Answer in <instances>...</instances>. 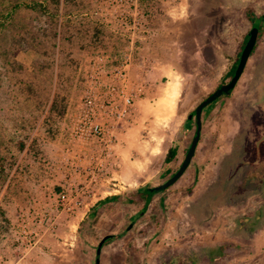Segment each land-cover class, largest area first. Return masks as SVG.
Here are the masks:
<instances>
[{
  "label": "rangeland",
  "instance_id": "obj_1",
  "mask_svg": "<svg viewBox=\"0 0 264 264\" xmlns=\"http://www.w3.org/2000/svg\"><path fill=\"white\" fill-rule=\"evenodd\" d=\"M249 15L264 18V0H0V264H95L109 235L100 264H264L248 97L264 19L235 89L203 111L189 167L142 213V190L185 159L188 116L231 79Z\"/></svg>",
  "mask_w": 264,
  "mask_h": 264
},
{
  "label": "water",
  "instance_id": "obj_2",
  "mask_svg": "<svg viewBox=\"0 0 264 264\" xmlns=\"http://www.w3.org/2000/svg\"><path fill=\"white\" fill-rule=\"evenodd\" d=\"M258 34L259 30L256 27H252L251 30L249 31V36L247 39L246 44L244 45L242 52L239 56L238 64L236 66V69L234 71L233 76L227 82L226 84L218 86L208 97H206L196 108L195 110L192 111V113L188 116L187 120L192 121L193 119L195 120V131H194V136L193 139L188 147V150L186 152V156L184 161L182 162L180 168L177 170V172L172 175L167 181H165L163 184L156 186V187H151L145 190V195H146V200H145V205L143 208L142 213H145L149 207V205L152 202L153 196L157 193L166 191L169 187L174 185L185 173L187 168L189 167L191 161L193 160L196 149L198 147L200 137H201V132H202V113L203 111L215 103L217 100H219L222 97L229 96L233 90L235 89L236 85L238 84L239 80L241 79L244 70L246 68L247 62L249 58L251 57V54L254 50V47L257 44L258 40ZM132 226V224L129 226V228ZM112 238L113 236H106L104 237L96 250V259H95V264H99V256H100V251L104 243L109 239Z\"/></svg>",
  "mask_w": 264,
  "mask_h": 264
},
{
  "label": "crops",
  "instance_id": "obj_3",
  "mask_svg": "<svg viewBox=\"0 0 264 264\" xmlns=\"http://www.w3.org/2000/svg\"><path fill=\"white\" fill-rule=\"evenodd\" d=\"M253 54L251 55V57L253 56ZM250 58H249V60H250ZM249 60H248V62H249ZM248 62H247V64H248ZM248 97L250 98V101L252 102L251 104L254 105L255 108L258 110V112H259L258 118H260V120H251V122H250V128L252 127L253 129H255V131H253L254 133L252 134L253 135V140H252L253 152H252V155L254 158L252 159V163H251V165H249V168H252V167L256 168L257 166L258 167L262 166L264 168V152L261 151L262 146H264V73H263L262 80H258V82L255 84V87L253 89V93L249 94ZM239 125H240V122H239ZM240 127H241V125H240ZM251 133L252 132H250V134ZM199 143H200V141H199ZM219 157H220V155H219ZM224 160H225V155L222 153L221 158L219 160L217 158L216 164L220 167V164H222V162ZM248 174H251L250 175L251 177H255V175L252 174L251 172H249ZM200 182L202 184L204 181L202 179H200ZM249 204H251L249 206H255V201L253 200V202L251 201V203L249 201ZM222 232H224V231H221V233ZM232 250H233V248H232ZM100 256H101V251H100ZM100 256H99V264H100ZM158 263L162 264L161 261H159Z\"/></svg>",
  "mask_w": 264,
  "mask_h": 264
},
{
  "label": "trees",
  "instance_id": "obj_4",
  "mask_svg": "<svg viewBox=\"0 0 264 264\" xmlns=\"http://www.w3.org/2000/svg\"><path fill=\"white\" fill-rule=\"evenodd\" d=\"M18 7L19 6H16V8H18ZM35 10H38V11L44 12V13L46 12V8L44 6H42V5L35 6ZM248 18H249L250 22L252 23L253 27L258 28V30L260 32V26L258 24H256V22L257 21L260 22L261 21L260 19L263 20L264 19L263 16L260 17V18H258V17L254 16V15H249ZM97 31L98 32H101V31H104V30H103L102 27H97ZM248 36H249V33L247 35V39H248ZM247 39H246V42H247ZM246 42H245V44H246ZM256 48H257V44L254 47V50H253L252 54L254 53V51L256 50ZM238 60H239V58H238ZM238 60L236 61V64L234 65V67H233V69H232V71L230 73V76L231 77L234 74V71H235L236 66L238 64ZM48 108H49V111L51 112V114H55V115H57L59 117L63 116L64 113H65V109H66V106H65L63 97H61L60 94H54V95H52V97L50 98V103H49V107ZM176 154H177V147L176 146L170 147L169 150H168V152H167V154H166V156H165V163L166 164L171 163L175 159ZM142 192L145 194V190L144 191L142 190ZM116 198L117 197H110V198L105 199L104 201H102L100 204L102 205V204H104L106 202L113 201ZM110 239H111V237L108 240H110Z\"/></svg>",
  "mask_w": 264,
  "mask_h": 264
},
{
  "label": "built area",
  "instance_id": "obj_5",
  "mask_svg": "<svg viewBox=\"0 0 264 264\" xmlns=\"http://www.w3.org/2000/svg\"><path fill=\"white\" fill-rule=\"evenodd\" d=\"M122 14H123V13H121V15H122ZM127 103H129L128 100H127ZM99 131H100V128H99L97 125H95V126H94V133L98 134ZM65 197H66L65 195H62V196H61L62 201H66Z\"/></svg>",
  "mask_w": 264,
  "mask_h": 264
},
{
  "label": "flooded vegetation",
  "instance_id": "obj_6",
  "mask_svg": "<svg viewBox=\"0 0 264 264\" xmlns=\"http://www.w3.org/2000/svg\"><path fill=\"white\" fill-rule=\"evenodd\" d=\"M145 200H146V197H145Z\"/></svg>",
  "mask_w": 264,
  "mask_h": 264
}]
</instances>
